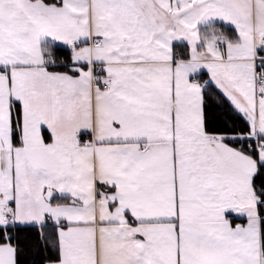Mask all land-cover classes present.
I'll return each instance as SVG.
<instances>
[{
    "label": "snow or ice",
    "instance_id": "snow-or-ice-1",
    "mask_svg": "<svg viewBox=\"0 0 264 264\" xmlns=\"http://www.w3.org/2000/svg\"><path fill=\"white\" fill-rule=\"evenodd\" d=\"M48 221L47 264H264V0H0V264Z\"/></svg>",
    "mask_w": 264,
    "mask_h": 264
},
{
    "label": "trees",
    "instance_id": "trees-1",
    "mask_svg": "<svg viewBox=\"0 0 264 264\" xmlns=\"http://www.w3.org/2000/svg\"><path fill=\"white\" fill-rule=\"evenodd\" d=\"M230 37L235 35L234 29L219 25ZM59 58L67 59L71 50L67 46L54 48ZM206 104L213 117L214 124H223L226 120L237 130L245 127V121L239 114L233 112L224 95L213 85L206 87ZM11 235L17 237L13 241L17 247V264H47L50 259H55L56 228L52 225L41 229L40 226L22 227L13 231ZM0 238V243H3Z\"/></svg>",
    "mask_w": 264,
    "mask_h": 264
},
{
    "label": "crops",
    "instance_id": "crops-1",
    "mask_svg": "<svg viewBox=\"0 0 264 264\" xmlns=\"http://www.w3.org/2000/svg\"><path fill=\"white\" fill-rule=\"evenodd\" d=\"M219 25H224L226 27H231V28L234 29V26H230V25H226V24L221 23V22H217V24L215 26L220 31H222V30L220 29V26ZM206 31H207V34H211V29H208ZM222 32L230 40H234L236 38V36H237V33L235 32V30H234L235 35L232 36V37H230L226 31H222ZM177 43H180V47L179 48L176 47V44ZM174 51H179L181 53V57L182 58L190 57V47L187 45L186 42H174ZM196 78L203 80V83H202L203 86L206 87L208 84H213L222 93V91L211 80V74L207 71V69H201L200 72H199V74H198V76ZM82 139L88 140V139H90V137L84 136V137H82ZM240 218L244 220V223L243 224H245L246 223V218H244V217H240ZM233 224L235 225V222L234 221H233ZM48 225H52V222L51 221H48ZM34 226H39V225H34Z\"/></svg>",
    "mask_w": 264,
    "mask_h": 264
},
{
    "label": "built area",
    "instance_id": "built-area-1",
    "mask_svg": "<svg viewBox=\"0 0 264 264\" xmlns=\"http://www.w3.org/2000/svg\"><path fill=\"white\" fill-rule=\"evenodd\" d=\"M201 84L203 83V80H201V79H197ZM233 220H235L236 221V224H242V221L240 220V218L239 217H235V218H233Z\"/></svg>",
    "mask_w": 264,
    "mask_h": 264
}]
</instances>
